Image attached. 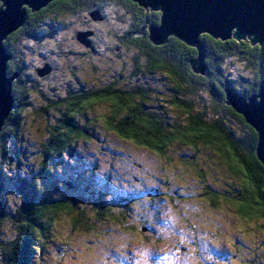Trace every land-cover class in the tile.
Instances as JSON below:
<instances>
[{
	"label": "rangeland",
	"instance_id": "rangeland-1",
	"mask_svg": "<svg viewBox=\"0 0 264 264\" xmlns=\"http://www.w3.org/2000/svg\"><path fill=\"white\" fill-rule=\"evenodd\" d=\"M102 10L103 21L99 9L90 18L87 13L58 14L62 21L51 23L50 32L42 37L44 42L37 46L41 54L30 57L29 64L41 67L39 72L50 68V75L41 86L53 100H63L70 90L84 93L88 87L117 80L121 84L133 83L129 76L135 71L132 60L137 53L133 47H119L112 35L124 34L131 15L124 9ZM78 32L82 36L92 34L88 41L94 47L93 52L75 40ZM226 69L239 89L255 82V69L245 61L236 58ZM121 74L124 78L119 77ZM140 76V81L134 82L151 87L149 103L155 111L172 123L178 121L180 112L168 104L170 97H174L169 79L159 72ZM31 102L38 108L26 107L22 113L21 144L17 146L9 136L0 142L2 174L37 181L43 198L50 200L53 197L58 200L60 196L79 197L86 186L89 191L95 189L105 203L97 199L93 202L106 209V215L91 224L90 231L79 228L69 214L60 215L48 238L50 242L38 243L39 250L36 248L32 253L30 264H264V221L239 216L220 197V192L234 193L238 181L211 147L199 144L197 150L172 143L164 154L139 147L111 132L103 121L106 107L95 106L88 109V120L85 114L81 120L77 116L78 124L86 126L87 139L72 144L62 160L54 159L52 175L47 177L41 172L42 146L49 136L48 127L55 122L47 120L51 118L49 114L57 115V112L51 108L45 116L40 106L51 103L39 97L28 99V105ZM235 125L237 133L247 134L248 130L238 122ZM73 181L79 183L81 191H73L76 189L71 188ZM0 184V194L9 207L6 210H11L7 213L16 215V219L22 204L20 186L6 180ZM209 188L219 196L211 195ZM120 195L123 198L115 201ZM119 204L122 209L117 207ZM84 212L97 217L92 208ZM2 219L0 239L14 246L18 242V223L15 226L9 218ZM46 236H40L41 240ZM179 244L188 247L183 250ZM0 245V264H7L10 259L2 252L3 244Z\"/></svg>",
	"mask_w": 264,
	"mask_h": 264
},
{
	"label": "trees",
	"instance_id": "trees-1",
	"mask_svg": "<svg viewBox=\"0 0 264 264\" xmlns=\"http://www.w3.org/2000/svg\"><path fill=\"white\" fill-rule=\"evenodd\" d=\"M108 7L115 8L116 11L124 9L131 15V22L124 34L112 35L119 47L121 45L130 49L133 47L137 53V57L132 60L135 71L129 76L133 83L123 81L121 84L117 80L108 85L88 87L84 93L70 90L63 100H53V96L48 95L49 93L41 86L50 74L40 75L38 70L41 67L30 65V57L41 54L37 46H41L40 44L44 42L42 37L50 32L49 25L62 21L58 14L87 13L90 18L97 13L95 10L99 9L103 21L102 9ZM155 12L132 0H54L36 12L28 9L25 24L4 41V46L11 55L7 63V72L9 75L14 73L19 75L12 85L14 108L2 127L0 142L9 136L16 141L17 146L21 144L19 130L21 120L22 124L24 120L22 113L26 107L38 108L33 102L28 105V99L39 97L40 100L56 104L40 106L45 116H48L51 108L54 109L52 112H57V115L49 114L51 118L47 120L55 122L48 127L49 136L42 146L41 172L44 176H51L52 161L58 158L62 160L61 157L65 156L72 144L86 140L89 135L86 126L78 124L77 116L82 117L85 114L88 120V109L105 106L107 114L103 116V121L108 129L121 139L139 147L161 154H164L168 145L172 143L197 150L199 144L211 147L223 158L224 164L238 181L237 187L233 188L234 193L229 190L220 192V197L232 206L239 216L264 221V167L256 155L258 135L246 123L244 117L227 103L228 91L248 99L259 93L261 86H264V45L256 47L249 41L238 42L234 39L201 40L207 69L205 74H199L193 70L191 62L199 56L197 48L186 45L176 37L175 40L170 37L163 45L152 43L147 22L160 23L161 15H149ZM118 20L120 23L123 22L121 18ZM144 27L146 28L143 33ZM78 34L79 32L75 40L80 42ZM176 40L179 43H176ZM215 40H219L220 43H215ZM84 46L87 47L85 44ZM88 48H91V44ZM93 49L94 47L90 50ZM236 58L255 69L254 84L243 85L244 87L239 89L237 83L232 80L233 76L227 73L226 67L232 66ZM157 72L169 79L170 91L174 97H170L168 104L181 114L180 119L174 123L170 121L171 119L160 116L150 105L153 93L151 87L144 82H134L135 79L140 81V75ZM123 76L125 75L121 74L119 77L124 78ZM236 122L248 130L247 134L237 133ZM4 147V144L1 145L2 156L6 154ZM16 152L19 157L18 150ZM0 169V182L6 180L9 184L20 186L22 191L20 194L22 204L19 205V209L17 208L16 219V215L7 213L11 210H6L9 207L0 194V219L3 218L4 221L9 218V221L15 222V226L18 223L19 230L18 242L14 246L10 243L6 245L0 239V244H3L2 252L10 259L7 260V264H30L32 253L36 248L39 250L38 243L50 242L48 238H51L55 222L62 214H69L71 220L76 221L78 227L84 231L93 229L91 224L103 220V216L106 215V209L96 206L93 202L95 199L100 203L104 202L102 195L95 189L89 191L86 186L82 192L79 183L73 181L72 188H76L73 191L78 189L81 191L79 197L60 196L58 200L54 197L50 200L48 197L43 198L39 188L37 189V181H29L21 175L4 176L3 163L0 164ZM58 186L65 189V185ZM209 189L211 195L215 193L219 196L218 192ZM215 194L213 196H216ZM110 198L112 200V197ZM121 198L123 197H117L115 201L118 202ZM117 207L122 209L120 204ZM90 208L97 217L85 214L84 211ZM93 231H96V228ZM44 235H47L46 238L41 240L40 236L44 238Z\"/></svg>",
	"mask_w": 264,
	"mask_h": 264
},
{
	"label": "water",
	"instance_id": "water-1",
	"mask_svg": "<svg viewBox=\"0 0 264 264\" xmlns=\"http://www.w3.org/2000/svg\"><path fill=\"white\" fill-rule=\"evenodd\" d=\"M2 6H0V132L4 126L6 120L8 119L10 112L14 108V98L12 95V85L14 81L18 78V73L12 75L8 74L7 63L11 58L7 49L4 46V41L7 37L21 28L26 21L27 10L31 9L33 12L46 7L50 2L54 0H0ZM138 3L140 6L151 9L153 11H161L159 8L153 7L154 3L159 2V0H132ZM168 3L174 5L171 9L173 16L182 17L186 15H191L193 17L199 16L201 14H206L210 12L225 11L223 9H188L180 7L179 5L187 3H219L222 0H167ZM250 7L246 8L249 15L253 17L264 16V0H249ZM148 23L149 38L155 45L165 44L170 37H176L180 41L184 42L186 45L197 48L199 50V56L192 62V68L196 73L205 74L207 69L204 58L205 54L203 52V43L197 37L193 38L192 33L196 31L197 25L195 23L185 24L181 26H175L169 24V18L161 11L160 24ZM143 28V33L145 32ZM83 34V33H82ZM78 34V39L80 42L89 46L90 41L88 38L92 34H84L82 36ZM212 34V33H209ZM203 35V33H201ZM214 39H219L221 41H228L234 39L238 42L249 41L252 46L255 44H260L259 40L252 43V37L245 36L237 38L235 32L219 30L213 34ZM263 46V45H261ZM48 66V65H47ZM50 68H45L40 71V75L44 76L48 74ZM227 103L232 106L237 113L242 115L246 123L252 127L258 135V143L256 148V155L259 161L264 167V86H261L259 93L246 99L245 97L228 91Z\"/></svg>",
	"mask_w": 264,
	"mask_h": 264
},
{
	"label": "snow or ice",
	"instance_id": "snow-or-ice-1",
	"mask_svg": "<svg viewBox=\"0 0 264 264\" xmlns=\"http://www.w3.org/2000/svg\"><path fill=\"white\" fill-rule=\"evenodd\" d=\"M179 6L188 9L210 8L223 9L225 11L210 12L196 17L191 15L175 17L171 12L174 5L168 3L167 0H159V2L153 4V7L159 8L169 18L170 26L195 23L197 28L192 33L193 38L198 37L200 40L213 41V34L219 30H223L235 32L237 38L250 36L252 37L253 44H255L256 40H259L260 44H255L256 47L264 45V16L253 17L244 11L251 6L249 0H222L219 3L193 2ZM262 7H264V4H262ZM161 11L149 13V15L160 16ZM172 39L175 40V37H172ZM175 42L179 43L178 40ZM214 42L217 44L220 43L219 40H215ZM230 42L234 43L235 41Z\"/></svg>",
	"mask_w": 264,
	"mask_h": 264
},
{
	"label": "flooded vegetation",
	"instance_id": "flooded-vegetation-1",
	"mask_svg": "<svg viewBox=\"0 0 264 264\" xmlns=\"http://www.w3.org/2000/svg\"><path fill=\"white\" fill-rule=\"evenodd\" d=\"M151 22V21H150ZM146 196V195H145ZM144 199H148V198H144ZM125 200H127V198L125 199ZM148 201V200H147ZM147 231H148V228H147ZM179 246H180V248H183V250H185L188 246L187 245H185V246H181L180 244H179ZM123 263V262H122ZM127 264V263H126Z\"/></svg>",
	"mask_w": 264,
	"mask_h": 264
},
{
	"label": "bare ground",
	"instance_id": "bare-ground-1",
	"mask_svg": "<svg viewBox=\"0 0 264 264\" xmlns=\"http://www.w3.org/2000/svg\"><path fill=\"white\" fill-rule=\"evenodd\" d=\"M152 23V22H151ZM160 24V23H159ZM149 31V30H148ZM90 44H91V42H90ZM19 75V74H18Z\"/></svg>",
	"mask_w": 264,
	"mask_h": 264
}]
</instances>
